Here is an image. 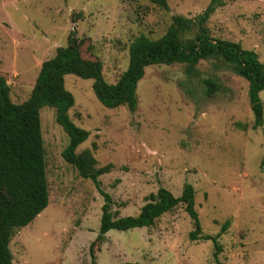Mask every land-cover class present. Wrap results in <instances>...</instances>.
Instances as JSON below:
<instances>
[{
    "label": "rangeland",
    "instance_id": "rangeland-1",
    "mask_svg": "<svg viewBox=\"0 0 264 264\" xmlns=\"http://www.w3.org/2000/svg\"><path fill=\"white\" fill-rule=\"evenodd\" d=\"M205 27L211 39L252 51L264 66V0H223ZM163 10L148 0H0V76L14 104L27 100L40 66L66 44L70 32L82 52L102 64L113 84L128 66V49L140 35L159 39L174 17L195 19L209 0H166ZM193 29L186 38H193ZM221 86L212 97L202 81ZM92 80L64 76L74 99L69 119L89 133L76 150H90L115 218L135 217L146 198L164 188L177 198L194 190L202 235L191 242L192 224L183 206L151 228L109 231L95 242L103 196L66 164L68 138L54 111L40 109L48 206L9 243L12 264H264V91L262 126L253 129L248 83L212 59L185 65L150 66L137 85V106L106 109ZM95 242V243H94ZM92 251H90L91 245Z\"/></svg>",
    "mask_w": 264,
    "mask_h": 264
},
{
    "label": "trees",
    "instance_id": "trees-1",
    "mask_svg": "<svg viewBox=\"0 0 264 264\" xmlns=\"http://www.w3.org/2000/svg\"><path fill=\"white\" fill-rule=\"evenodd\" d=\"M148 1L163 10L168 9L166 0ZM223 6V0H209L203 13L195 19L174 17L159 39L150 40L143 35L135 38L129 45L128 66L113 84L103 79L100 60L84 56L83 41L76 37L75 32H70L65 46L57 48L55 55L41 64L32 91L22 104L10 101L9 87L0 76V264H12L9 243L14 233L28 226L48 206L39 113L44 107L54 111L55 122L68 138L62 152L64 162L73 167L80 178L91 181L103 196L95 242H101L109 231L151 228L162 215L181 205L192 224L189 241H213L216 259L220 250L217 238L226 230L227 223L215 237L202 235L194 209V190L190 185H184L177 198L166 189L158 188L155 194L146 198V204L137 216L114 217L112 201L100 190L98 181L100 176L110 172L111 166L97 168L90 150L76 153L89 133L69 119L68 112L74 105V99L64 87V76L92 80L95 98L102 107L109 110L126 107L133 112L137 106V85L145 68L178 64L191 69L200 61L212 59L248 83L247 98L253 115V129L259 128L262 126V105L258 94L264 91V66L254 52L242 50L235 43L211 39L205 27L210 16ZM193 29L195 36L186 38ZM202 85L208 97L221 89L215 79H205ZM91 264H95L93 259Z\"/></svg>",
    "mask_w": 264,
    "mask_h": 264
}]
</instances>
